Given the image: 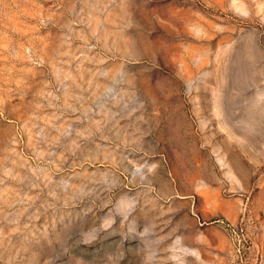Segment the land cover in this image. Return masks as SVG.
<instances>
[{"label":"rangeland","instance_id":"374dc122","mask_svg":"<svg viewBox=\"0 0 264 264\" xmlns=\"http://www.w3.org/2000/svg\"><path fill=\"white\" fill-rule=\"evenodd\" d=\"M0 264H264V0H0Z\"/></svg>","mask_w":264,"mask_h":264}]
</instances>
